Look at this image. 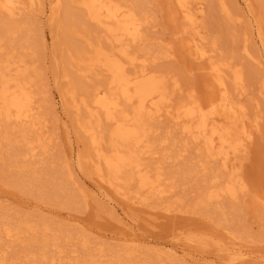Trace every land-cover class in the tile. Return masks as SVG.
Masks as SVG:
<instances>
[{
	"label": "bare ground",
	"instance_id": "1",
	"mask_svg": "<svg viewBox=\"0 0 264 264\" xmlns=\"http://www.w3.org/2000/svg\"><path fill=\"white\" fill-rule=\"evenodd\" d=\"M171 1L177 6L172 14L174 19H182L186 25L177 33L180 48L172 47L168 56L184 60L186 68L199 70L210 80L211 94L206 99L197 97L195 89L190 88L187 97L175 103V92L181 89L179 82L175 81L171 87L166 73L149 68L147 55L152 49H135L145 40L144 28L149 14L144 5L136 6L133 0H48L46 6L56 35H64L68 45L69 69L62 75L68 82L59 89L58 103L62 109L73 112L74 128L85 145L80 151L69 136L72 147L69 160L77 163L81 170L89 169V177L94 181L93 188L99 197L115 207L121 206L123 216L119 222L123 231L117 237L138 244H149L150 240L130 217L128 208L131 204H145L150 196L163 195L174 189V186L166 188L165 181L169 178L165 172L146 161V156L158 154L154 138L158 130L156 123L169 119L180 127L187 139L201 145L204 170L209 161H218L221 164L219 170L227 171L233 160L247 152L259 129V117L253 123L256 129H249L252 120L248 118L247 109L236 101L232 92V86L243 81V74L239 70L233 71V83H229L227 71L231 65L215 60L216 45L208 48L204 42L199 25L204 2ZM36 4L43 6L40 0H0V142L13 148L11 159L21 171L20 160L47 153L50 141L44 131L47 126V118L42 113L45 103L39 101L36 85L41 74L24 51L25 44L31 42V34L26 30L28 18L18 21L16 17ZM63 8H67V24L57 21ZM256 21L258 33L263 36L264 23L259 17ZM187 30L192 31L191 37L185 36ZM42 37L48 40V36ZM16 45L23 52H18ZM91 76L97 77L99 82L91 86L81 82L84 78L90 80ZM55 187L65 190L61 184ZM250 189L242 168L232 167L224 176L213 172L200 201L207 204L228 197L233 202L241 194L247 195ZM120 197L127 199V204ZM259 208L264 215L262 188L254 190L246 213L258 215ZM167 217L160 215V218ZM1 227L2 236L12 240L11 247L18 242L28 249L24 256L8 259L10 246L4 244L0 248V264H27L22 257L31 262L40 260L41 264H57V257L50 254L49 248L60 245L57 237H49L53 230L50 226L44 224L40 229L23 218L5 221ZM192 231L181 230L175 234L174 239L178 241L171 249L174 254L181 251L184 261L206 260L204 255L193 253L205 236ZM26 232L31 236L23 239ZM230 238V247L223 239L213 238L215 248L223 255L217 263L256 264L252 254L237 245L238 237L234 233ZM132 253L134 251L118 258L116 263L143 264L132 257Z\"/></svg>",
	"mask_w": 264,
	"mask_h": 264
},
{
	"label": "rangeland",
	"instance_id": "2",
	"mask_svg": "<svg viewBox=\"0 0 264 264\" xmlns=\"http://www.w3.org/2000/svg\"><path fill=\"white\" fill-rule=\"evenodd\" d=\"M40 1L43 6L36 4L30 11H21L16 17L18 21L28 18L26 30L31 34V42L25 44L24 51L41 74L36 85L40 92L39 101L45 103L42 108L47 118L44 131L50 141L47 153L20 160L22 171L11 159L13 148L0 142V248L4 244L10 246L7 249L8 259L24 256L28 246L15 242L11 247L12 240L2 236L1 225L5 221L27 218L40 229L44 224L53 229L49 237H57L60 246H51L49 251L56 255L57 264H117L118 258L126 257L133 251L132 257L143 264H227L217 263L223 255L215 248L213 238L223 239L230 247L231 233L238 237L237 245L252 254L256 264H264L262 209L259 208L258 215L246 213L254 190L264 189V35H259L256 21L259 17L264 23V0H202L204 14L199 19V25L204 42L208 48L216 45L215 60L231 65L232 68L227 71L229 83H233V71L239 70L243 74V81L232 86V92L236 101L247 109L248 118L252 120L249 129H256L253 123L257 117L259 129L255 131L254 142L247 152L233 160L227 171L219 170L221 164L218 161H209L207 170H204L201 167V145L187 139L180 127L169 119L156 123L158 130L154 138L158 154L146 156V161L160 167L169 178L165 181L166 188L174 186V189L163 195L150 196L145 204H131L128 208L130 217L136 220L140 231L150 240L149 244L118 238L123 231L119 222L123 216L121 206L115 207L99 197L93 188L94 181L89 177V169L81 170L77 163L69 160L72 148L69 136L80 151L85 145L74 128L73 112L62 109L58 103L59 89L68 82L62 77L69 69L67 39L62 34L56 35L46 9L48 0ZM133 2L136 6L144 5L149 14L144 28L145 40L135 49H152L147 55L150 58L149 68L166 73L171 87L175 81L179 82L181 89L176 90L174 102L185 99L190 88L195 89L197 97L208 98L211 94L208 88L210 80L201 71L186 68L184 60L168 56L172 47L180 48L177 33L186 25L182 19H174L172 15L177 6L171 0ZM66 9L63 8L57 18L64 24H67L68 17ZM3 17L7 18L6 15ZM42 35L48 36V40H43ZM185 36L191 37L192 31L187 30ZM15 48L23 52L19 45ZM81 82L91 86L99 79L91 76L90 80L84 78ZM232 167L242 168L251 186L248 194H241L233 202L225 197L201 203L200 195L208 186L213 172L224 176ZM33 169L36 172L33 173ZM57 184L65 190H57ZM121 200L127 204V199L122 197ZM164 214L168 217L160 218ZM177 215L180 217L177 218ZM190 229L205 236L193 253L204 255L206 260L184 261L181 251L173 253L171 248L178 241L174 235ZM30 236L26 232L22 238ZM179 246L181 249V244ZM22 260L27 264H41L40 260L31 262L23 257Z\"/></svg>",
	"mask_w": 264,
	"mask_h": 264
}]
</instances>
